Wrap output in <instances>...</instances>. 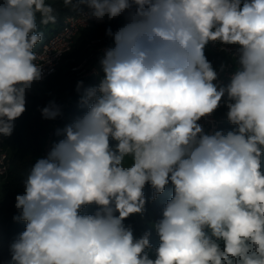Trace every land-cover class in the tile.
I'll use <instances>...</instances> for the list:
<instances>
[{"label": "clouds", "instance_id": "1", "mask_svg": "<svg viewBox=\"0 0 264 264\" xmlns=\"http://www.w3.org/2000/svg\"><path fill=\"white\" fill-rule=\"evenodd\" d=\"M63 3L85 24L126 22L106 29L98 85L75 86L84 111L55 130L15 197L25 230L9 264H264V0ZM56 20L46 0H0V137L44 78L38 27ZM210 44L229 62L214 67ZM221 106L231 129L206 131ZM63 108L38 110L54 121ZM146 185L152 202L172 194L137 238L125 221L143 219Z\"/></svg>", "mask_w": 264, "mask_h": 264}, {"label": "trees", "instance_id": "2", "mask_svg": "<svg viewBox=\"0 0 264 264\" xmlns=\"http://www.w3.org/2000/svg\"><path fill=\"white\" fill-rule=\"evenodd\" d=\"M47 3H50L55 9L57 20L54 24L39 25L38 31L43 32V40L37 46L61 27L65 16L77 13L65 7L63 0H47ZM125 22V16H120L112 21L105 18L104 22L82 28L75 38L73 49L65 53L60 67L43 81L33 85L32 92L27 96L26 111L15 121L13 134L10 137H5L8 157L6 173L3 177L0 176V264H9V244L25 230V222L13 220V216L17 215L15 197L22 190L23 181L32 163L36 161L46 130L51 123L50 120L42 118L38 109L45 106L49 100L55 99L64 106V114L60 117L63 126L75 116L80 115L84 109L78 103L79 97L75 91L76 83L83 80L85 87L95 86L99 83V77L77 78L70 73L68 66L83 58H88L91 64L99 68V54L96 51V43L93 41L100 38L113 46L112 40L105 34L106 29L111 27L113 31H116ZM206 55L214 67L227 58L224 53L212 51L209 47L206 48ZM65 102L68 103V106L65 105ZM226 111L227 109L223 107L222 113H226ZM231 127L228 121L221 125V129L225 131L230 130ZM144 192L148 202L143 219L139 215H133L125 221L126 224L132 226L137 238L144 231L150 230L148 221L159 218L162 202L170 197L172 188L169 185L156 202H152L150 199L152 195L150 186L146 185ZM92 210V208H88L85 211L91 212ZM151 242L154 245L158 243L154 231Z\"/></svg>", "mask_w": 264, "mask_h": 264}, {"label": "built area", "instance_id": "3", "mask_svg": "<svg viewBox=\"0 0 264 264\" xmlns=\"http://www.w3.org/2000/svg\"><path fill=\"white\" fill-rule=\"evenodd\" d=\"M47 2V0H46ZM84 13L88 12L87 8H84ZM95 23H98L94 19H89L86 21V24L82 18V15L79 13L69 14L63 18L61 27L47 37L45 41H43L39 46L35 48L37 53L38 64H45L49 60L50 64H45L44 66V78L54 73L58 67L63 63L64 55L67 52H70L73 49L75 38L78 32L85 27H92ZM96 43V51L99 54V57L103 55V51L109 47H112L110 43L102 41V39L97 38L93 41ZM212 51L222 52L226 55V59L222 62L228 63V54L220 51L219 46L210 44L208 46ZM220 65V64H219ZM216 66V68L219 67ZM99 68L91 64L88 58H83L82 60L73 63L68 66V70L71 74H73L77 78H87L94 77L97 75L94 74V71ZM221 79L225 82L227 80V72L222 74ZM65 105L68 106V103L65 102ZM222 108H218L211 117L206 119H202L200 123L204 126L205 130L208 132H212L214 130H220L222 123L227 121L225 113H222ZM69 123V122H68ZM67 124V123H66ZM62 120L57 118L54 121H51L50 126L47 128L42 146L36 156V160L38 158L45 157L47 152L50 150L52 143L58 140L59 138L55 136V130L57 128H62ZM7 157H8V146L6 144L5 137H0V176L3 177L6 173L7 168Z\"/></svg>", "mask_w": 264, "mask_h": 264}]
</instances>
